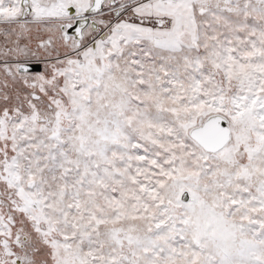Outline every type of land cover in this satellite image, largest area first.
Listing matches in <instances>:
<instances>
[{"label": "snow or ice", "instance_id": "1", "mask_svg": "<svg viewBox=\"0 0 264 264\" xmlns=\"http://www.w3.org/2000/svg\"><path fill=\"white\" fill-rule=\"evenodd\" d=\"M0 264H264V0H0Z\"/></svg>", "mask_w": 264, "mask_h": 264}]
</instances>
